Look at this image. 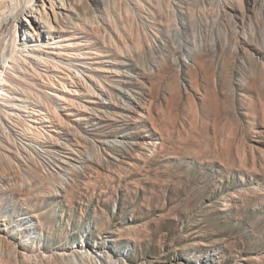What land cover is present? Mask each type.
Here are the masks:
<instances>
[{
	"label": "rangeland",
	"instance_id": "rangeland-1",
	"mask_svg": "<svg viewBox=\"0 0 264 264\" xmlns=\"http://www.w3.org/2000/svg\"><path fill=\"white\" fill-rule=\"evenodd\" d=\"M261 1L142 10L145 26L115 15L95 45L111 96L82 89L72 116L50 114L56 128L22 133L19 149L2 138L14 159L0 162V264H75L86 245L95 264H264ZM79 102L91 110L75 121Z\"/></svg>",
	"mask_w": 264,
	"mask_h": 264
},
{
	"label": "bare ground",
	"instance_id": "bare-ground-1",
	"mask_svg": "<svg viewBox=\"0 0 264 264\" xmlns=\"http://www.w3.org/2000/svg\"><path fill=\"white\" fill-rule=\"evenodd\" d=\"M184 1L225 0H21L18 13L12 22L7 24L0 21V162L4 159H14L12 148L2 141L5 133L7 138H14L12 142L19 149V145L23 143L18 142L17 136L20 137L22 133H37L41 136L48 123L56 128V124L49 121L50 114L61 116V113L68 112L67 116H72V110L75 109L74 100L80 96L82 89L89 96H95L99 92L98 89L101 91L99 96H111L112 90L102 81H109L102 73H109L110 68L100 65V59L104 55L95 45L101 42L103 35L100 31L113 40V33L118 32L116 14H126L132 25L137 23L145 26L140 11L147 10L151 18L158 20L163 18L167 10H176L175 5ZM7 2L10 3V0H0V9ZM261 2L264 3V0ZM113 3H118L119 6L115 7ZM168 37L173 43L180 45L184 36L182 37L181 33L173 36L171 30H168ZM149 57V62H152L155 60L152 58L157 56ZM77 107V110L82 109L81 112L84 113L75 121L85 120L90 107L82 102H79ZM66 121L69 125L70 120ZM47 194H42L41 198ZM21 228L27 231L34 229L25 226ZM0 245L9 243L0 237ZM86 247H89V250L80 253V259L76 260L75 264H89L96 260L91 257V252H98L96 247ZM31 257L26 253L22 258L25 262H30ZM55 257L61 260L66 258L60 254H55ZM44 258L46 259V255ZM108 259L113 260V257Z\"/></svg>",
	"mask_w": 264,
	"mask_h": 264
}]
</instances>
